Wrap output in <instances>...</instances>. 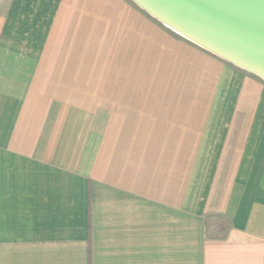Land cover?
<instances>
[{
	"label": "crops",
	"instance_id": "0c3cea01",
	"mask_svg": "<svg viewBox=\"0 0 264 264\" xmlns=\"http://www.w3.org/2000/svg\"><path fill=\"white\" fill-rule=\"evenodd\" d=\"M0 5V264H264L263 78L132 0Z\"/></svg>",
	"mask_w": 264,
	"mask_h": 264
},
{
	"label": "water",
	"instance_id": "95a60500",
	"mask_svg": "<svg viewBox=\"0 0 264 264\" xmlns=\"http://www.w3.org/2000/svg\"><path fill=\"white\" fill-rule=\"evenodd\" d=\"M178 33L264 79V0H132Z\"/></svg>",
	"mask_w": 264,
	"mask_h": 264
},
{
	"label": "rangeland",
	"instance_id": "374dc122",
	"mask_svg": "<svg viewBox=\"0 0 264 264\" xmlns=\"http://www.w3.org/2000/svg\"><path fill=\"white\" fill-rule=\"evenodd\" d=\"M1 8H4L3 5H0ZM228 224L226 220L221 216H214L208 218L207 223V234L208 236H217L225 232Z\"/></svg>",
	"mask_w": 264,
	"mask_h": 264
}]
</instances>
